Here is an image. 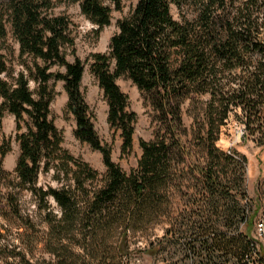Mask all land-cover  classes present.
Instances as JSON below:
<instances>
[{"label": "trees", "instance_id": "trees-1", "mask_svg": "<svg viewBox=\"0 0 264 264\" xmlns=\"http://www.w3.org/2000/svg\"><path fill=\"white\" fill-rule=\"evenodd\" d=\"M56 1L0 0V126L13 114L19 143L10 172L3 163L11 146L0 138V264H136L143 250L133 246L144 239L151 247L184 239L197 264L253 259L249 232L241 229L252 224L242 202L245 159L218 143L236 108L264 126V0H128L135 3L117 20L110 50L91 56L90 71L110 126L121 132L123 154L132 149L138 113L118 79L131 80L154 112L153 138L140 140L142 155L130 172L96 130L82 89L86 64L68 59L75 54L73 21L53 12ZM60 1L79 3L100 32L124 0ZM10 32L17 57L1 44ZM52 80L64 81L75 135L101 152L105 172L63 146ZM188 100L197 107L191 127ZM42 175L56 184L41 183ZM25 192L36 203L33 214L23 207ZM14 218L26 226L19 237L1 221ZM160 225L165 234L150 235Z\"/></svg>", "mask_w": 264, "mask_h": 264}, {"label": "rangeland", "instance_id": "rangeland-1", "mask_svg": "<svg viewBox=\"0 0 264 264\" xmlns=\"http://www.w3.org/2000/svg\"><path fill=\"white\" fill-rule=\"evenodd\" d=\"M134 3L135 1L124 0L122 10H114L111 24L105 26L100 32L97 31L98 27L81 12L79 3L57 0L53 8L54 13L66 14L73 21L75 54L69 53L68 59L73 61L75 56H78L85 62L86 70L82 80V89L94 113L96 130L102 142L111 147L112 159L126 172H130L138 165L142 155L140 140L153 138L155 130L154 112L145 101L142 92L131 80L123 77L118 79L117 82L121 89L129 96L130 108L138 113L132 149L129 154H123L121 132L112 128L108 122L109 107L103 90L100 88L96 77L90 71V58L94 53L108 52L110 50V39L118 30L117 20L125 16ZM171 11L175 18H181L180 9L176 4H171ZM1 44L8 45L15 51V57L18 56L19 44L13 38L11 32L6 41L1 42ZM15 66L17 70L22 68L17 60H15ZM54 69L63 70L60 67H55ZM30 84L32 88L35 85L33 81ZM51 84L54 85L57 92L51 104V111L55 124L63 133V146L74 156L88 161L100 172H105L106 167L101 152L94 150L87 142L79 140L75 135L76 121L74 116L66 110L68 95L64 88V81L52 80ZM208 98L209 95L201 97L204 100ZM196 113L197 107L188 100L184 104V120L188 127L194 124ZM0 138L10 143L11 150L5 156L3 164L6 170L13 172L19 155V143L16 140L15 116L9 112L5 114L2 120ZM218 146L225 152H236L238 156L245 159L247 198L243 199L242 202L246 207L247 214L252 218V224L250 230L248 224H241V229L248 231L250 238L253 236L256 219L264 214V126L259 128V122L256 121V118L249 119L241 109L236 108L230 113L229 119L222 127ZM195 149L200 151L198 147ZM49 182L56 184L51 180L50 175H42L41 183L47 184ZM22 202L25 212L33 214L36 209V203L30 193L25 192L23 194ZM1 221L15 237H19L20 231H23L26 227L20 219L16 218L13 219V222L6 219ZM165 229L166 225H160L150 235L158 234L162 237L165 234ZM143 241L145 242H140L133 246V248H142L143 250L136 253V259H134L136 264H197L196 259L189 255L184 239L180 241L164 239L161 245L155 247L147 244L146 239Z\"/></svg>", "mask_w": 264, "mask_h": 264}, {"label": "built area", "instance_id": "built-area-1", "mask_svg": "<svg viewBox=\"0 0 264 264\" xmlns=\"http://www.w3.org/2000/svg\"><path fill=\"white\" fill-rule=\"evenodd\" d=\"M249 240L254 249V258L249 257L244 263L237 261L234 264H264V214L256 219L253 236Z\"/></svg>", "mask_w": 264, "mask_h": 264}]
</instances>
